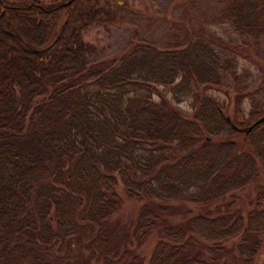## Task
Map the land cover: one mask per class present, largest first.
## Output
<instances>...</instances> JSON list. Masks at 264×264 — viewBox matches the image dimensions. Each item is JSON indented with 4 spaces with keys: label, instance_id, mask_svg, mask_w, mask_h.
<instances>
[{
    "label": "trees",
    "instance_id": "16d2710c",
    "mask_svg": "<svg viewBox=\"0 0 264 264\" xmlns=\"http://www.w3.org/2000/svg\"><path fill=\"white\" fill-rule=\"evenodd\" d=\"M120 1L0 0V264H138L128 238L160 227L147 264H231L232 251L257 264L264 99L202 24L163 47L134 33L95 60L84 35L115 24ZM221 3L239 36L264 37V0ZM124 200L137 218L117 242Z\"/></svg>",
    "mask_w": 264,
    "mask_h": 264
},
{
    "label": "rangeland",
    "instance_id": "374dc122",
    "mask_svg": "<svg viewBox=\"0 0 264 264\" xmlns=\"http://www.w3.org/2000/svg\"><path fill=\"white\" fill-rule=\"evenodd\" d=\"M221 7V0H122L118 7L116 23L107 27L92 28L84 35V39L95 47V60H107L120 54L134 33L145 42L163 47L175 33V28H179L181 34L185 29L195 28L198 24L205 25L232 48L231 53L236 55L237 74L246 76L248 93L252 94L255 100L261 101L264 99V81L261 75L264 67V37L254 42L239 36L227 21L220 18ZM208 94L221 103L227 102L222 93L210 91ZM178 107L184 112H191L187 101L180 103ZM241 112L247 118L248 99L243 100ZM183 209L185 212L188 210L187 207ZM137 210L136 206L124 200L120 212L109 221L111 237L117 242H121L122 237L129 236L128 231L136 222ZM181 212L182 210L176 214L180 215ZM169 221H172L170 215ZM161 228L144 237H129L128 240L133 241V245L132 255L128 260L136 255V263L147 264L149 246L152 239L158 233L160 235L158 230ZM256 239L258 243H262L264 235L261 234ZM227 258L231 264H242L233 251L228 253ZM125 260L127 261V257ZM252 264L256 263L253 261ZM257 264H264L263 253Z\"/></svg>",
    "mask_w": 264,
    "mask_h": 264
},
{
    "label": "water",
    "instance_id": "95a60500",
    "mask_svg": "<svg viewBox=\"0 0 264 264\" xmlns=\"http://www.w3.org/2000/svg\"><path fill=\"white\" fill-rule=\"evenodd\" d=\"M264 121V116L263 117H261L259 120H257L256 122H254V125L253 126H255V125H257V124H259V123H261V122H263Z\"/></svg>",
    "mask_w": 264,
    "mask_h": 264
}]
</instances>
